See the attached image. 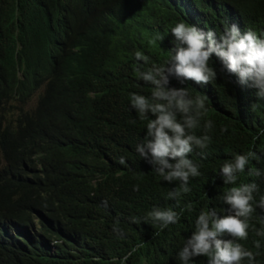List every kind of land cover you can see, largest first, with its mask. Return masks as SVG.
Here are the masks:
<instances>
[{"label": "trees", "instance_id": "16d2710c", "mask_svg": "<svg viewBox=\"0 0 264 264\" xmlns=\"http://www.w3.org/2000/svg\"><path fill=\"white\" fill-rule=\"evenodd\" d=\"M232 16L264 32V0H0V264H173L198 216L223 209L231 187L252 184L248 238L232 240L253 252V264H264L258 89L241 84L215 55L209 67L217 78L207 85L165 72L166 89L205 98L198 126L186 131L210 140L187 154L201 173L187 184L160 175L173 169L147 147L155 116L131 104L133 93L158 102L141 73L171 59L178 22H214L219 36L225 27L216 21ZM136 20L163 46L122 31ZM249 151L255 156L244 172L226 183L222 165ZM154 209L175 211L177 223L162 229Z\"/></svg>", "mask_w": 264, "mask_h": 264}, {"label": "clouds", "instance_id": "9594fccd", "mask_svg": "<svg viewBox=\"0 0 264 264\" xmlns=\"http://www.w3.org/2000/svg\"><path fill=\"white\" fill-rule=\"evenodd\" d=\"M185 22H178L171 29L175 37V47L167 64L141 73L144 81H151L155 85L152 99L158 102L149 103L145 96L133 93L131 104L142 115L151 112L155 116V119L147 123V136L152 138L147 147L157 162L173 169L165 174L162 168L159 170L160 175L167 180L180 179L187 184L190 176L201 174L198 171L199 165H194L192 160L187 158V154L192 152L193 144L205 147L210 140L207 135L197 137L186 131L198 126L201 110L206 111L205 98L196 96L194 99H186L189 93L186 87L179 90L166 89L163 86L168 83L165 72L174 74L181 83L194 81L196 84L207 85L217 78L215 69L209 67V61L215 55L228 73L236 74L241 84L251 81L252 86L258 89L257 97L264 99V32L250 29L236 16L216 21L219 26L225 27L223 34L219 36L214 31V22ZM122 31L145 35L149 42L163 46L152 30L139 20L134 23L126 21L122 25ZM135 56L138 61H146V57L140 52H136ZM193 111L195 115H190ZM177 113L182 114V122L177 120ZM211 126L212 122L207 121L205 128ZM260 135H264V129H260ZM137 151L145 155L142 147L138 146ZM253 156L255 152L249 151L243 155L236 154L232 162H225L222 171L227 177L226 183L235 184L237 177L234 173L244 172L249 157ZM168 157L176 160L175 165L168 163ZM120 163H125L124 158L120 159ZM255 187L254 184L231 187L224 197L223 209L217 214L202 212L197 218L196 230L195 227L192 228L185 235L180 248L176 249L173 264H181V261L188 264L191 257L199 264H241L245 259L248 264H253V252L246 250L241 243L233 241L232 237L238 240L248 238V218L253 212L251 202ZM183 191L188 192L189 189L183 187ZM261 204L264 205V198ZM150 215L161 222L162 229L178 221L177 213L171 209H154ZM255 247L260 248L259 241L255 242ZM130 255L131 253L128 254ZM128 256L123 259L126 261Z\"/></svg>", "mask_w": 264, "mask_h": 264}]
</instances>
